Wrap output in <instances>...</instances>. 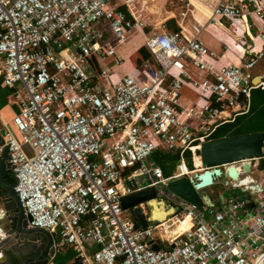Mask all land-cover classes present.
Listing matches in <instances>:
<instances>
[{
    "label": "built area",
    "instance_id": "1",
    "mask_svg": "<svg viewBox=\"0 0 264 264\" xmlns=\"http://www.w3.org/2000/svg\"><path fill=\"white\" fill-rule=\"evenodd\" d=\"M118 1L0 0L1 75L19 107L20 136L7 129L4 140L28 225L68 245L98 244L96 264H264V187L227 189L212 206L165 198L169 180L203 170L195 163L200 143L248 112L251 90L264 84L250 75L263 53L220 64L201 38L205 25L190 33L163 25L147 36L151 58L115 80L111 67L125 63L113 40L124 43L150 25ZM208 7L210 21L229 19L234 32L264 28L262 0H209ZM190 8L185 2L182 21ZM108 31L113 40L100 41ZM158 149L180 151L171 176L154 160ZM148 187L176 212L138 226L120 199ZM187 219L190 226L176 232Z\"/></svg>",
    "mask_w": 264,
    "mask_h": 264
},
{
    "label": "water",
    "instance_id": "2",
    "mask_svg": "<svg viewBox=\"0 0 264 264\" xmlns=\"http://www.w3.org/2000/svg\"><path fill=\"white\" fill-rule=\"evenodd\" d=\"M7 129L13 131L10 124L8 127L0 125V264H57L56 255L63 249L58 243V235L28 225V217L15 189V179L8 176H14V171L9 160L10 150L4 140ZM199 156L202 171L171 179L165 185V189L176 198L197 206L215 205L205 189L213 186L221 176L228 178L226 185L232 184L243 192L262 189L250 174L253 163L264 158V131L205 140L200 143ZM221 197L222 194L220 200ZM120 201L132 218L143 226L162 222L176 212V207L167 203L155 187L124 195ZM153 202L163 203L165 213H168L164 219L154 214ZM142 205L149 207L148 216L144 214ZM166 248L164 243L163 249Z\"/></svg>",
    "mask_w": 264,
    "mask_h": 264
},
{
    "label": "crops",
    "instance_id": "3",
    "mask_svg": "<svg viewBox=\"0 0 264 264\" xmlns=\"http://www.w3.org/2000/svg\"><path fill=\"white\" fill-rule=\"evenodd\" d=\"M183 1H184V5H185V2H190V6H191L190 9L192 11V14H189L188 17L184 21H182L180 18V11L184 7L183 5L180 8L177 16L175 17L169 16L168 19L174 18L177 25L180 28L179 30H181L180 25H183L186 33L192 32L193 25H196L198 23L205 25L204 29L201 32V38L203 42L210 49L214 50L218 54V56L220 57V60H219L220 64L234 63L237 65H240L245 61L246 58L253 56L250 52L252 51L256 52V56L259 53H263V55L258 59L256 65L250 70V75L252 77L253 82H258V83L260 81L264 82V33H263L264 28L262 26H259L258 28L253 27V29L255 30V33H253L250 30L248 32L245 31V33H242V30H237L238 32H234V28L231 25V22L229 19H226V18L222 19V21L220 22L221 24L219 22L215 23V22L210 21L211 12H210V8L208 7L209 0H183ZM211 1L215 2L217 0H211ZM262 1L264 2V0ZM118 2L120 3L119 6L122 5L126 7V11L128 13H129V10H128L129 7L132 9V5L130 1L127 2L126 0H119ZM168 19H166V21ZM149 24L150 25H148L145 28L144 32L143 31L138 32V33L145 35L146 40L149 34H151L152 32H155L156 29H160L158 27L156 28V26L154 28L153 27L154 25H152L151 23ZM163 25L166 26L165 23L162 24V26ZM149 27H151V29ZM214 38H216L217 40H215ZM1 63L2 61L0 60V125L8 127L10 124L13 128V131L16 133V129L13 123V118L19 112V107L17 106V104L14 102L12 98V89L6 86L3 82V78L1 75ZM135 66L136 65H134L130 70L126 69V71L128 70L129 72L131 71V72L137 73L135 71L137 67ZM124 67L125 66H123V68ZM262 88H264V84L262 85ZM184 94H185V97L187 98H190L193 96L192 91L187 88L184 90ZM256 99L258 100V96L256 97ZM250 106H251V96H250ZM222 115L226 116L227 113H223ZM235 117L233 118V120L235 119ZM219 119L220 118H218L217 120ZM185 162H186V159H185ZM192 162H193V159H192ZM259 162L260 160H256L253 163L254 168L252 172H254L256 169H259L258 174L261 177V179H258V181L257 179H255V182L258 183L262 188L264 187V168L263 169L259 168ZM175 170L173 171V173L175 172ZM8 176L12 178V175H8ZM212 200L214 199L212 198ZM214 201L217 202L216 200ZM143 211H144V214L148 216L149 211H146V208ZM139 226H143V225L140 224ZM58 243L63 249H62V252H59L56 255L57 264H96L93 261L92 257H93V254L99 248L98 244L94 242H85L83 246L76 247L73 245H68V244L63 243L60 237L58 238ZM158 245L159 247H161L163 244H161L160 242ZM81 252L85 254V257L87 258V260H83L82 258H80ZM1 256H2V253L0 252V257Z\"/></svg>",
    "mask_w": 264,
    "mask_h": 264
},
{
    "label": "rangeland",
    "instance_id": "4",
    "mask_svg": "<svg viewBox=\"0 0 264 264\" xmlns=\"http://www.w3.org/2000/svg\"><path fill=\"white\" fill-rule=\"evenodd\" d=\"M131 2L132 9L134 12H136L139 17L144 19L146 22L151 23L154 25L153 27L156 28L161 27L162 24L165 23L166 19H168L169 16H177L180 8L184 5L183 0H128ZM151 29V27H149ZM253 33H255L254 29H251ZM113 38V33L111 31L106 32L103 34L100 41H106ZM217 40L216 38H214ZM113 40V39H112ZM114 43H116L118 53L121 55V57L124 60L125 67L113 65L111 67V71L113 72L114 79L117 80L119 77L122 76V74L126 71V69L130 70L133 66L136 58V52L139 49H144L146 52L150 53L151 51L146 47V36L138 33L132 38H129L127 41L121 44H117V41L114 39ZM216 47V46H215ZM135 53V54H134ZM134 54V55H133ZM133 55V56H132ZM151 58V57H150ZM133 74H136L135 72H132ZM17 137H20L19 134L16 131ZM24 150L31 155L32 150L29 147V145H24ZM196 163L198 162L197 157H195ZM188 168L192 167V164L188 165ZM258 170L256 169L254 172H252L250 175L254 179H261V177L258 174ZM228 180L226 176H221L217 179L218 183L215 185H211L210 187H207L205 189V192L208 193L214 200L218 201L219 196L224 193L227 194V189L233 192L241 193V188L234 187L231 185H226L225 182ZM165 198L167 202L172 200H177L173 194L170 192L165 193ZM146 211H149V207L145 206ZM127 214H130L129 210H126Z\"/></svg>",
    "mask_w": 264,
    "mask_h": 264
},
{
    "label": "trees",
    "instance_id": "5",
    "mask_svg": "<svg viewBox=\"0 0 264 264\" xmlns=\"http://www.w3.org/2000/svg\"><path fill=\"white\" fill-rule=\"evenodd\" d=\"M120 8L126 11L125 6L121 5ZM165 24L170 30L178 31L180 29L174 18L168 19ZM135 55L136 58L135 61H133L134 65H136L135 67H140L146 60L151 57L150 53H148V51L146 52L144 49H139ZM251 91V106L249 111L244 114L237 115L233 121H228L219 125L216 131L211 136L212 138L226 135L264 131V88H262V86H259L257 88L252 89ZM257 96L258 100L256 99ZM184 155L186 163L188 165L192 164V167H190V169H192L193 162L191 151L186 150ZM154 160L157 165H159L163 169L165 176H169L173 173L176 168V165L180 162V151L178 149H158L154 153ZM197 163H199V160ZM259 168H264L263 158L260 159ZM135 223L138 226L140 225L138 221H136Z\"/></svg>",
    "mask_w": 264,
    "mask_h": 264
},
{
    "label": "bare ground",
    "instance_id": "6",
    "mask_svg": "<svg viewBox=\"0 0 264 264\" xmlns=\"http://www.w3.org/2000/svg\"><path fill=\"white\" fill-rule=\"evenodd\" d=\"M218 118H221V117H218ZM197 159L199 160V163H196V161H195V163H196L197 166H200L201 165V160L198 157H197ZM152 205L155 207L154 208V214L157 217H161L162 219H164L167 216L168 213H165V209L163 208V203L158 204L157 202H153ZM189 226H190V224H189V221L187 219L185 222H182V223L178 224L177 227L175 228V230H176V232H183Z\"/></svg>",
    "mask_w": 264,
    "mask_h": 264
},
{
    "label": "clouds",
    "instance_id": "7",
    "mask_svg": "<svg viewBox=\"0 0 264 264\" xmlns=\"http://www.w3.org/2000/svg\"><path fill=\"white\" fill-rule=\"evenodd\" d=\"M14 177V176H13ZM15 179V178H14Z\"/></svg>",
    "mask_w": 264,
    "mask_h": 264
},
{
    "label": "flooded vegetation",
    "instance_id": "8",
    "mask_svg": "<svg viewBox=\"0 0 264 264\" xmlns=\"http://www.w3.org/2000/svg\"><path fill=\"white\" fill-rule=\"evenodd\" d=\"M12 179H13V177H12Z\"/></svg>",
    "mask_w": 264,
    "mask_h": 264
}]
</instances>
